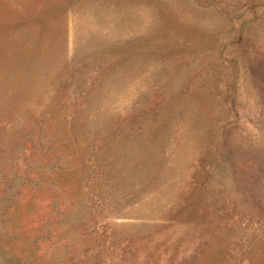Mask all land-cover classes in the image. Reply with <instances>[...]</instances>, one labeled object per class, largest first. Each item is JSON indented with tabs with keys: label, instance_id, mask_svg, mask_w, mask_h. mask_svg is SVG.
<instances>
[{
	"label": "rangeland",
	"instance_id": "374dc122",
	"mask_svg": "<svg viewBox=\"0 0 264 264\" xmlns=\"http://www.w3.org/2000/svg\"><path fill=\"white\" fill-rule=\"evenodd\" d=\"M0 264H264V0H0Z\"/></svg>",
	"mask_w": 264,
	"mask_h": 264
}]
</instances>
